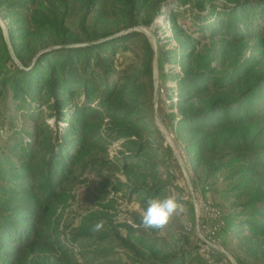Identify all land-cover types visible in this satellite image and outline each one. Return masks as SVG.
Returning <instances> with one entry per match:
<instances>
[{
	"label": "trees",
	"instance_id": "1",
	"mask_svg": "<svg viewBox=\"0 0 264 264\" xmlns=\"http://www.w3.org/2000/svg\"><path fill=\"white\" fill-rule=\"evenodd\" d=\"M152 1L0 0L1 17L10 24L7 36L18 62L13 61L0 37V152L28 166L35 165L32 173L22 174L0 165V264H25V255L34 253L35 240L42 234L38 222L41 201L49 202L56 196L54 188L81 156L83 140L97 134L87 127L89 122L102 117H123L131 126H139L129 117L136 110L130 105L133 101L128 104L115 101L125 92L128 100H132L141 91L134 84L129 86L127 80L118 85L115 81L127 79L117 65L133 64L137 51L152 56L144 33L131 29L147 23L141 19V13ZM204 1L192 0L196 12ZM153 9L159 13L156 7ZM261 9L264 4L249 1L237 2L232 8L211 7L209 12L226 18L219 25L221 32L233 31L234 39H242L248 33L264 37V14L258 19L254 14ZM245 10L252 12L248 21L242 15ZM70 18L77 19L78 24L87 23L92 32L87 40L98 41L69 46L75 42L68 24ZM202 18L195 17L191 28L200 36L212 28L202 23ZM255 20L257 24L248 33L239 34ZM123 27L131 30L112 35ZM44 37L58 43L40 45ZM100 38L108 39L99 41ZM125 40L136 41V46L129 49L128 63L123 62V55L114 57L116 50L127 48ZM39 47L40 52L33 56ZM186 60L189 66L183 67L182 74L175 79L186 92L179 100L183 106L179 109L184 111L175 123V131L198 175L211 179L224 174L226 185L212 189L222 198L218 207L210 205L217 210L214 238L220 231L233 236L243 231L254 237L264 236V190L257 181L264 176V74L256 71L250 59L221 73L211 67L213 58L197 61L190 53ZM41 105L53 109L58 118L67 119L69 124L63 131L58 127L53 140L38 146L37 131L19 127L27 122L40 123ZM10 112L11 117L7 115ZM17 114L23 118L21 123L12 118ZM113 132L129 136L122 127ZM66 136H77L78 141H67ZM74 142L76 145L68 153L67 143ZM64 147L66 151L62 152ZM103 165L105 161L94 164L97 168ZM23 189L28 190L32 199L18 202L17 195ZM162 189L144 191L143 187L135 186L132 192H144L150 199ZM132 220L138 227L141 221ZM142 246L145 247L143 241ZM148 252L141 264H217L206 258L197 244L184 245L171 257L160 256L155 249Z\"/></svg>",
	"mask_w": 264,
	"mask_h": 264
},
{
	"label": "rangeland",
	"instance_id": "2",
	"mask_svg": "<svg viewBox=\"0 0 264 264\" xmlns=\"http://www.w3.org/2000/svg\"><path fill=\"white\" fill-rule=\"evenodd\" d=\"M249 1L264 4V0H205L201 10L196 12L192 0H153L142 10L141 19L147 23L131 29L144 33L151 45L152 56L137 51L133 64L117 65L127 79L117 78L115 81L118 85L127 80L129 86L134 84L141 91L132 100H128L125 92L115 101L116 104L133 101L130 105L136 110L133 114L129 111V117L139 126H131L123 117H102L88 123L87 127L97 134L83 140L81 156L54 188L56 196L49 202L41 201L38 222L42 234L35 240L34 253L25 255V264H141L149 249H155L160 256L171 257L182 246L192 244L199 245L201 253L217 264H264V236L254 237L247 231L233 236L220 231L214 238L210 233L217 221V215L212 216L209 212L210 205L218 207L222 199L212 189L219 190L226 185L224 174L211 179L198 175L190 163L182 138L175 131V123L182 118L184 111L179 109L183 108L179 100L186 95L175 79L182 74L183 67L189 66L186 59L190 53L197 61L213 58L211 67L218 73L250 59L255 63L256 71L264 74V37L247 32L257 20L239 32L248 33L242 39H234L233 31L219 30L226 18L209 12L211 7L214 10L221 6L232 8L237 2ZM262 12L264 9L254 11L256 19L264 14ZM250 13L248 10L243 12L245 21L249 20ZM2 14L0 8V37L7 44L13 61L18 63L7 36L10 24L1 17ZM195 17H203L202 23L210 24L212 28L201 36L191 31ZM68 21L71 36L75 39L69 46L98 41L87 40L92 36L87 23L78 24L75 18ZM131 29L123 27L112 35ZM106 39L100 38L99 41ZM41 41L40 45L58 43L56 39L45 37ZM124 42L127 48L116 50L114 57L123 55V62L128 63L129 49L136 46V41ZM39 52L40 47L33 56ZM11 113L7 115L11 117ZM39 117L42 121L37 125L27 122L19 127L20 130L37 131L38 146L53 140L58 127L63 131L69 124L67 119L58 118L53 109L42 105ZM12 118L18 123L23 121L18 114ZM116 127L126 129L129 136L113 132ZM64 139L78 141L77 136ZM76 142L67 143L70 146L68 153L72 152ZM65 151V147L62 148V152ZM98 161H105V165L97 168L94 164ZM0 165L19 174L32 173L35 168L34 163L28 166L4 152H0ZM257 181L264 190V176ZM135 186L143 187L144 191L163 188L156 197L176 196L183 205V212L174 215L162 230H146L141 222L137 227L132 219L141 221L148 199L144 192H132ZM17 197L20 198L18 202L32 199L27 189ZM99 221H103V229L93 232V225ZM132 259L140 261L134 263Z\"/></svg>",
	"mask_w": 264,
	"mask_h": 264
},
{
	"label": "clouds",
	"instance_id": "3",
	"mask_svg": "<svg viewBox=\"0 0 264 264\" xmlns=\"http://www.w3.org/2000/svg\"><path fill=\"white\" fill-rule=\"evenodd\" d=\"M183 210V205L174 195H169L164 198H150L147 200L142 214L141 226L146 230H162L174 215L183 212ZM103 227V221H99L93 225L92 231L99 232Z\"/></svg>",
	"mask_w": 264,
	"mask_h": 264
},
{
	"label": "built area",
	"instance_id": "4",
	"mask_svg": "<svg viewBox=\"0 0 264 264\" xmlns=\"http://www.w3.org/2000/svg\"><path fill=\"white\" fill-rule=\"evenodd\" d=\"M209 212L211 213L212 216H216L217 215V210L212 208V207L209 208ZM215 228H216V226L214 225L212 227L211 231H210L211 234H214Z\"/></svg>",
	"mask_w": 264,
	"mask_h": 264
}]
</instances>
